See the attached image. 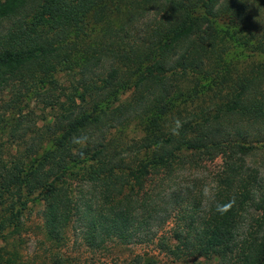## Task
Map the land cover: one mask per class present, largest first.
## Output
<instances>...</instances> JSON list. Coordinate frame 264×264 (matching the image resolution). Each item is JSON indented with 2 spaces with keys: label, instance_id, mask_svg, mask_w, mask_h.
Wrapping results in <instances>:
<instances>
[{
  "label": "trees",
  "instance_id": "16d2710c",
  "mask_svg": "<svg viewBox=\"0 0 264 264\" xmlns=\"http://www.w3.org/2000/svg\"><path fill=\"white\" fill-rule=\"evenodd\" d=\"M263 11L264 0H0V92L12 91L0 105L12 139L0 151V264H28L19 246L35 206L49 243L43 264H73L63 248L79 215L86 242L127 244L150 229L171 180L216 159L202 178L209 195L193 181L198 190L187 187L175 203L182 223L158 245L192 264H264L255 160L264 135L252 133L264 130ZM222 44L256 60L243 78L222 70L230 65ZM199 86L228 91L210 100L214 111L186 118L180 107ZM125 87L130 103L115 106ZM32 103L45 113L47 147L43 136L29 143L17 133L36 126ZM132 109L143 135L113 144L100 126L124 124ZM217 203L228 210L218 213ZM133 264L160 261L147 254Z\"/></svg>",
  "mask_w": 264,
  "mask_h": 264
},
{
  "label": "rangeland",
  "instance_id": "374dc122",
  "mask_svg": "<svg viewBox=\"0 0 264 264\" xmlns=\"http://www.w3.org/2000/svg\"><path fill=\"white\" fill-rule=\"evenodd\" d=\"M257 18L264 20V11L259 13ZM218 48L224 51L225 59L230 64L229 66L222 65L221 68L227 73V76L231 77L234 81L243 78L245 71L248 70L246 69L247 65L252 61H256L253 57H250L247 52L241 49L234 50L227 44L219 45ZM188 90L192 91L190 88H188ZM196 90V94H192L186 103H182L180 107L179 111H181L182 115L186 118L200 117L209 110L214 111V107L210 106L211 101L212 104L215 103V96H225L226 91H228V89H223L222 91L217 89L212 91L207 86H199ZM9 92V89L0 92V105L3 101L7 102L12 98V91ZM132 94V88H120L117 91V100L114 102L115 106L119 103H130ZM218 97H215V99ZM110 100L112 101L113 98L110 97ZM30 109H35L36 115H38L36 126L32 124L21 125L17 133H27L28 137L33 138L29 140V143H37L40 141L38 137L43 136L42 147H47V138L50 132L42 128L46 123L44 120L45 113H42L40 107L35 106L34 103L31 104ZM132 110L133 112L125 116L126 122L124 124L120 126L116 124L108 129L104 126H100L102 130L101 134L108 133L106 138L113 144L120 145L121 147L129 144L134 138H140L143 132L141 131L138 116L135 115L136 111L134 109ZM7 117L9 116L7 115ZM9 118L13 117L11 116ZM170 119L172 120L173 118L171 117L169 120ZM6 130L7 128L4 127V130H2L0 126V151L2 150L4 153L7 152L9 144L12 143V139H9L8 135L3 133ZM254 132H259L264 135V130L259 128V126H254L252 133ZM260 150V154L258 153L255 160L259 164H262V174L264 176V161L259 157V155L264 153V148ZM219 164L220 159H216L214 163H207V167L205 168H200L197 171L182 172L171 180L170 184H167L162 192L164 203L161 205L160 212L151 220L150 229L147 231V227L143 228L141 233L127 244L113 241L108 243L105 242L104 246H97L86 242L83 236L86 224L83 222V216L79 217V215L71 224V229L68 232V246L64 247L63 251L70 257L73 264H133L136 256H144L147 254L154 255L160 261V264H192L191 260L188 259L181 261L175 260L171 255L160 249L158 240L170 237L173 227L179 225V222L182 223L174 207L176 201L178 204L181 198H183L187 187L192 190H198V187H193V181L196 183L198 181L199 183L197 185L205 186L204 188L212 187L210 180L204 182L202 178L208 176L210 172L216 171ZM205 197L207 196L205 195ZM81 207H83V205H81ZM39 215H41V207L35 206L32 211L27 214L25 226L22 230V242L19 247L23 253L24 261L28 264H43L48 255L49 243L43 244L45 239L43 236L44 234L38 226L40 223ZM1 245L3 244L0 240V247Z\"/></svg>",
  "mask_w": 264,
  "mask_h": 264
},
{
  "label": "clouds",
  "instance_id": "9594fccd",
  "mask_svg": "<svg viewBox=\"0 0 264 264\" xmlns=\"http://www.w3.org/2000/svg\"><path fill=\"white\" fill-rule=\"evenodd\" d=\"M204 195L206 196L209 195V190L207 188L204 189ZM228 208H229V205L227 204H220V203L216 204V211L220 214H223L224 212H226Z\"/></svg>",
  "mask_w": 264,
  "mask_h": 264
}]
</instances>
